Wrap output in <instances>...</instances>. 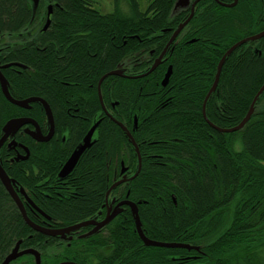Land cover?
<instances>
[{"label":"trees","instance_id":"obj_1","mask_svg":"<svg viewBox=\"0 0 264 264\" xmlns=\"http://www.w3.org/2000/svg\"><path fill=\"white\" fill-rule=\"evenodd\" d=\"M52 1L51 25L37 31L33 28L45 16L42 4L0 0V66L10 94L45 99L55 121L47 142L16 135L28 147V159L10 161L14 152L6 145L0 151L15 188L23 187L49 220L18 192L28 216L54 228L105 217L107 191L139 167L135 146L115 118L132 134L142 166L135 178L112 189L109 199L137 203L148 238L199 249L146 246L128 206L95 234L86 235L88 226L71 239L43 235L26 224L0 181V262L19 244L38 250L42 264H264V92L239 131H218L203 115L222 57L241 39L264 30V0H238L233 7L220 2L234 0L198 2L153 72L103 79L106 110L100 79L118 69L128 76L148 72L189 17L194 0L179 9L177 0H148L145 10L138 0H126L128 14L118 9L119 0L110 13L95 7L98 0ZM27 32V43L11 45ZM170 65L173 73L163 86ZM263 85L264 37L226 57L206 102L207 118L222 128L238 125ZM17 117L32 118L49 131L40 102L19 107L0 84V137L5 123ZM98 121L91 147L61 181L58 173ZM15 263L36 264L31 254Z\"/></svg>","mask_w":264,"mask_h":264},{"label":"water","instance_id":"obj_2","mask_svg":"<svg viewBox=\"0 0 264 264\" xmlns=\"http://www.w3.org/2000/svg\"><path fill=\"white\" fill-rule=\"evenodd\" d=\"M191 0H177L176 4H175V9H179V8H185L187 6H189ZM201 0H194L192 3V10L191 13L189 15V17L179 25V27L173 32L169 42L167 43L165 49L163 50V52L160 54V56L155 60L154 64L152 65V67L150 68V70L146 73H143L141 75H137V76H128V75H124V72L120 69L118 70H114L111 71L109 73H107L106 75H104L100 81H99V94H100V98H101V103L103 105L104 110H106V108L104 107L103 104V99L101 96V84L102 81L105 77H107L108 75H118V76H124L127 78H139V77H143L146 76L148 74H150L151 72H153L157 66L162 62L169 46L175 41V39L177 38V36L179 35V33L182 31V29L189 23V21L192 19V17L194 16L195 13V6L198 2H200ZM220 2V0H217ZM238 0H234V2L232 3H222L220 2L222 5L227 6V7H233L237 4ZM35 6H37L38 4V0H34ZM52 10H51V6L49 7V12H48V16L51 14ZM50 23V20L47 21L45 29L48 27ZM264 37V30L251 35L249 37H246L244 39H241L240 41H238L237 43H235L234 45H232L228 51L225 53V55L222 57V59L219 62L218 65V69H217V73H216V77L214 80V83L211 87V89L209 90L206 99L204 101L203 104V115L205 117V119L210 123V125L212 127H214L215 129H217L218 131L221 132H225V133H232V132H236L241 130L245 124L250 120V118L252 117L254 110H255V104L259 98V96L264 92V85L259 89V91L257 92V94L255 95L249 111L247 113V115L243 118V120L236 126L234 127H230V128H222V127H218L214 124H212L209 119L207 118L206 115V102L208 100V98L210 97V95L217 89L218 83H219V79H220V75H221V71L223 68V65L225 63L226 57L228 55H230L237 47H239L240 45L251 41V40H257ZM2 67L0 66V84H1V88H2V92L4 93L5 97L13 104L22 107V108H29L31 107V103L34 102H40L43 107L44 110L46 112L47 118H48V122L50 125V130L48 132V134H44L42 132V130L40 129L39 124L32 118L29 117H18V118H12L10 120H8L5 125L3 126V135L0 138V150L1 147L3 145V143L10 137V136H14L15 133L22 128L23 126L27 125V124H32L35 126V130H26V132H28L32 138H34L36 141L38 142H47L49 141L54 133H55V121H54V115L52 112V109L50 107V105L48 104V102L46 100H44L41 97H37V96H33V97H29L26 99H15L14 97H12V95L10 94L9 88H8V81L7 78L5 77V75L2 73ZM173 73V67L172 65H170L167 69V72L165 73V76L162 80V85L163 86H167V84L169 83L170 77ZM108 114V112H107ZM113 120L115 122H117L126 132L127 135L129 136L130 140L132 141V143L135 146V149L138 153V158H139V167H138V171L132 176V177H128V176H124L123 178L119 179L117 182H115L110 189L107 191L106 193V202H105V206L107 207V213L106 216L103 220L99 221L97 219H90V220H86V221H82L80 223L68 226V227H63V228H45V227H41L39 226L36 222L32 221L30 219V217L27 214V210L25 208V205L22 201V198L20 196V194L18 193V191L15 188L14 185V180L11 179L9 177V175L7 174L6 170L3 168L1 161H0V181L2 182V184L4 185L5 189L7 190V192L10 194V196L12 197V199L14 200V202L16 203L17 207L19 208L22 217L24 219V221L26 222V224H28L30 227H32L34 230L42 233L43 235L49 236V237H55V236H60L62 238H66L68 234H71L72 232L83 228L85 226H93V229L90 230L86 235H92L97 233L98 231H100L103 227H105L115 216L118 215V213H120L123 209L122 206L127 205L128 207H130L132 214L134 215V220H135V226H136V231L138 232L140 238L142 239L143 243L146 246H156V247H166V248H187V249H191V248H196L199 249V247H194L192 245L189 244H185V243H178V242H160V241H155L152 240L150 238H148L143 229H142V222H141V218L139 216V209H138V204L135 203L134 201L125 199L123 201H120L116 204V206L114 208H112L113 203L115 202V200L112 201V203H109V194L110 191L112 189H114L115 187H117L118 185L124 183L125 181L131 180L133 178H135L138 173L141 170V166H142V159L140 156V152L139 149L137 147V144L132 136V134L127 130V128L117 119L113 118ZM100 121L96 122L91 129L88 131V133L86 134V136L84 137L83 141L78 145V147L73 151L72 155L68 158V160L66 161V163L64 164V166L62 167V169L60 170V172L58 173V177L60 179H66L67 176L74 170V168L76 167V165L78 164L81 156L83 155V153L89 148L91 147L92 143H93V135L99 125ZM11 144L15 145L17 144L15 140H12ZM21 158L26 159V156H23ZM122 174H125L127 168H125L124 163L122 162ZM22 193H24L23 191H21ZM27 254H31L35 257V262L36 264H42L41 262V254L38 250L34 249V248H27V249H23L20 250V245L17 244L13 250L7 255V257L5 258V260L2 262V264H10L11 262H13L14 260H16L17 258L23 256V255H27ZM59 264H79L76 262H72V261H63L60 262Z\"/></svg>","mask_w":264,"mask_h":264},{"label":"flooded vegetation","instance_id":"obj_3","mask_svg":"<svg viewBox=\"0 0 264 264\" xmlns=\"http://www.w3.org/2000/svg\"><path fill=\"white\" fill-rule=\"evenodd\" d=\"M38 3L39 4H42L44 7V14H45V16L44 17H42L41 19H40V22H38L37 24H36V26H35V28H33V29H36L37 31H46L48 28H49V26L51 25V17H52V14L54 13V7H55V5H56V3L54 2V1H52V0H38ZM51 6V10H52V12H51V14L48 16V12H49V7ZM189 7H190V5H189ZM191 10H192V4H191ZM48 20H50V23H49V25H48V27L45 29V26H46V23H47V21ZM28 36H30V32L28 33L27 32V34H25V35H19V36H16V40H13V39H11L10 41L12 42V44L11 45H15V44H18V42H20V43H27L28 41ZM44 108V107H43ZM36 121V120H35ZM37 122V121H36ZM38 123V122H37ZM40 126V125H39ZM28 129H30V130H35V126L34 125H32V124H27V125H25V126H23L22 128H20L16 133H15V135L14 136H10L4 143H3V145H2V147L3 146H7V147H9V149H11V151H13L14 152V154H11V156H10V161H12V160H26V159H28V157H29V154H30V151H29V149H28V147H26V146H24V145H22V144H19L14 138L16 137V135L17 134H24V135H27V136H30V137H32L28 132H26V130H28ZM40 129H41V126H40ZM42 130V129H41ZM43 132V131H42ZM49 132V131H48ZM48 132L47 133H44V134H48ZM2 135H3V133H2ZM2 137V136H1ZM0 137V138H1ZM34 139V138H33ZM12 140H15L16 141V143L17 144H15V145H13V144H11V142H12ZM36 141V140H35ZM2 147H1V149H2ZM23 148L24 149V153H22L19 149L20 148ZM1 151V150H0ZM27 155V158L26 159H24V158H21V157H23V156H26ZM0 161H1V159H0ZM2 164V163H1ZM60 179V178H59ZM61 181H63L62 179H60ZM14 182H16V180H14ZM14 185H16V183H14ZM20 194L22 193L21 191H23L24 193H22L23 194V196L25 197V200L26 201H28V202H30L32 205H33V207L36 209V211L37 212H39L41 215H43L47 220H49L48 218H47V216H45V214L43 213V211L41 210V209H39L33 202H31L30 200H28L27 199V195H26V193H25V190H24V188L23 187H19V189L17 188L16 189ZM24 202V201H23ZM118 202V201H117ZM116 202V203H117ZM115 203V204H116ZM115 204H114V206H115ZM25 205V204H24ZM38 224V223H37ZM51 228V227H50ZM52 228H54V227H52ZM63 228V227H62ZM93 228V227H92ZM40 233V232H39ZM72 233H74V232H72ZM68 236H69V239H71L72 238V236H71V234H68ZM20 250H23L21 247H20ZM25 256V255H24ZM21 257H23V256H21ZM6 258V257H5ZM20 258V257H19ZM19 258H17V259H19ZM17 259L16 260H14L13 262L15 263V261H17ZM5 260V259H4ZM3 260V261H4ZM3 261H1L0 262V264H2V262ZM13 262H11L10 264H14ZM16 264V263H15Z\"/></svg>","mask_w":264,"mask_h":264},{"label":"rangeland","instance_id":"obj_4","mask_svg":"<svg viewBox=\"0 0 264 264\" xmlns=\"http://www.w3.org/2000/svg\"><path fill=\"white\" fill-rule=\"evenodd\" d=\"M32 1H34V0H32ZM138 1L140 3V8L142 10H145L147 8V6H148V3H149L148 0H138ZM118 5H119L118 9L122 13L128 14L130 12V9H129V6H128V3H127L126 0H119ZM95 7L98 8L99 10H101L104 13L114 12L116 10V8H117V1L116 0H98L96 2ZM239 145L240 144H238V148L240 147Z\"/></svg>","mask_w":264,"mask_h":264},{"label":"bare ground","instance_id":"obj_5","mask_svg":"<svg viewBox=\"0 0 264 264\" xmlns=\"http://www.w3.org/2000/svg\"><path fill=\"white\" fill-rule=\"evenodd\" d=\"M13 97V96H12ZM33 97V96H32ZM45 100V99H44ZM31 106V105H30ZM18 118V117H17ZM48 119V118H47ZM49 123V122H48ZM49 130H50V125H49ZM55 134V133H54ZM54 136V135H53ZM141 156V155H140ZM110 195V194H109ZM113 200H115V199H109V203L111 204L112 203V201ZM129 200V199H128ZM123 201V200H122ZM118 203V202H117ZM116 203V204H117ZM114 204H115V202L113 203V205H112V208H114L115 206H116V204H115V206H114ZM124 206H127V205H124ZM124 206H122V207H124ZM123 210V209H122ZM106 213H107V207H106ZM106 216V215H105ZM105 218V217H104ZM103 218V219H104ZM94 219H97V218H94ZM103 219H101V220H103ZM90 220V219H89ZM97 220H99V219H97ZM101 220H99V221H101ZM77 224V223H76ZM39 226H41V227H45V228H50L49 226H43V225H40V224H38ZM68 227V226H67ZM85 227H88V226H85ZM93 227V226H92ZM81 229V228H80ZM93 229V228H92ZM91 229V230H92Z\"/></svg>","mask_w":264,"mask_h":264}]
</instances>
